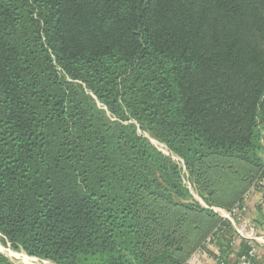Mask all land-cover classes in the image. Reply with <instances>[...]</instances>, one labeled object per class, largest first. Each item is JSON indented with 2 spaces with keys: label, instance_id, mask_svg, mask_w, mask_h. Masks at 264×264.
<instances>
[{
  "label": "trees",
  "instance_id": "trees-1",
  "mask_svg": "<svg viewBox=\"0 0 264 264\" xmlns=\"http://www.w3.org/2000/svg\"><path fill=\"white\" fill-rule=\"evenodd\" d=\"M251 189L264 199V0H0L12 248L55 264H184L198 249L236 264L247 242L213 208Z\"/></svg>",
  "mask_w": 264,
  "mask_h": 264
},
{
  "label": "built area",
  "instance_id": "built-area-1",
  "mask_svg": "<svg viewBox=\"0 0 264 264\" xmlns=\"http://www.w3.org/2000/svg\"><path fill=\"white\" fill-rule=\"evenodd\" d=\"M250 195H256L257 206L259 205L262 209H264V199L259 193L254 192L253 189H251V191L246 195L245 203L242 206L236 205L230 211L213 208L214 211H216L223 219L227 220L232 225L236 236L247 242L249 249L246 254L237 259L236 264H252L251 258L258 257L259 247L264 245V235L262 234L260 236V232H262L260 227L247 214L248 210L246 200ZM211 237L208 238L207 242L210 241ZM205 257L206 254L204 253V250L198 249L184 264H196L201 262ZM215 263L228 264L224 260L218 258V256L215 258Z\"/></svg>",
  "mask_w": 264,
  "mask_h": 264
},
{
  "label": "rangeland",
  "instance_id": "rangeland-1",
  "mask_svg": "<svg viewBox=\"0 0 264 264\" xmlns=\"http://www.w3.org/2000/svg\"><path fill=\"white\" fill-rule=\"evenodd\" d=\"M152 142L163 152L167 153V150L165 148V146L161 143H159L158 141L152 140ZM252 195H250L248 197V199L246 200V204H247V210H249V202L251 200ZM197 198V196H196ZM198 201L201 203V200L199 198H197ZM248 214V212H247ZM249 215V214H248ZM263 233L260 232V236ZM257 243V242H256ZM0 252H2L8 259H10L12 262L16 263V264H55L52 261L46 260V259H41V258H37V257H32V256H28L25 252H23L21 249H14L12 248L8 243H6L1 235H0ZM258 256L260 257L261 260V264H264V245L259 247V252H258ZM48 262V263H47ZM229 264H231V262L229 261Z\"/></svg>",
  "mask_w": 264,
  "mask_h": 264
},
{
  "label": "crops",
  "instance_id": "crops-1",
  "mask_svg": "<svg viewBox=\"0 0 264 264\" xmlns=\"http://www.w3.org/2000/svg\"><path fill=\"white\" fill-rule=\"evenodd\" d=\"M248 205H249V210H248L249 216L260 227V229L264 235V209L257 206L256 195H252L251 200H250ZM233 249L235 252H237L239 250V246H236ZM215 250H216V248L214 249V252H215ZM236 258L237 257L235 256V254H233V253L230 254L229 261L231 262V264L233 263L232 261L235 260ZM196 264H216V263H215L214 258H211V257L206 255V257L201 262H198Z\"/></svg>",
  "mask_w": 264,
  "mask_h": 264
},
{
  "label": "bare ground",
  "instance_id": "bare-ground-1",
  "mask_svg": "<svg viewBox=\"0 0 264 264\" xmlns=\"http://www.w3.org/2000/svg\"><path fill=\"white\" fill-rule=\"evenodd\" d=\"M48 263V262H47Z\"/></svg>",
  "mask_w": 264,
  "mask_h": 264
}]
</instances>
